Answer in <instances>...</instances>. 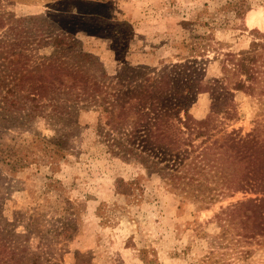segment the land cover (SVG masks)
Returning <instances> with one entry per match:
<instances>
[{
    "label": "rangeland",
    "instance_id": "1",
    "mask_svg": "<svg viewBox=\"0 0 264 264\" xmlns=\"http://www.w3.org/2000/svg\"><path fill=\"white\" fill-rule=\"evenodd\" d=\"M252 10L264 17V0H0V264H264V236L217 217L256 194L211 200L225 173L212 164L174 185L167 163L184 170L197 153L144 132L132 144L135 115L121 110L212 114L221 140L264 129V96L222 82L225 54L264 38ZM48 64L101 90L34 101L22 77Z\"/></svg>",
    "mask_w": 264,
    "mask_h": 264
},
{
    "label": "trees",
    "instance_id": "2",
    "mask_svg": "<svg viewBox=\"0 0 264 264\" xmlns=\"http://www.w3.org/2000/svg\"><path fill=\"white\" fill-rule=\"evenodd\" d=\"M4 27V21L0 17V29ZM223 63L222 82L229 85L233 77L238 79L232 84V89L243 91L250 95L264 96V38L255 39L247 50L239 53H226ZM45 73L38 75L27 74L22 77V83L27 86L29 98L37 100L48 92L69 85L73 88L98 92L101 87L97 81L86 77L79 72H71L61 66L48 64ZM68 76L70 81L64 79ZM164 80L165 86L170 81ZM21 83V84H22ZM166 87H163L165 90ZM129 110L133 117V126L130 132L132 144L142 134L147 133L146 138L151 139L152 146H159L167 150L190 151L197 153L196 160L192 161L189 168L183 170L178 167L179 160H171L166 169L168 179L174 185L181 186L188 178L190 184L195 181L199 171L198 164L207 166L212 164L216 172L225 169L223 176V189L217 193L216 189L211 195V200L218 199L220 194L233 196L237 192L254 193L256 197L229 205L217 215L220 223L232 224L237 219L246 228L244 237L257 238L264 236V129L256 127L246 135L233 130L224 139L214 138V132L208 127L212 121V114L206 119H197L189 110L184 117H177L173 111H163L159 107H121V110ZM125 112V111H124ZM152 113L154 117H152ZM230 115V109L226 111ZM227 115V118L230 116ZM176 118V119H175ZM154 119V122L151 121ZM200 140V143L195 142ZM133 151V149H132ZM197 158L200 161H197ZM181 162V161H180ZM220 167V168H219ZM201 172V171H200ZM227 191H229L227 193ZM248 220H251L248 222ZM0 251L3 249L0 246ZM12 252V251H11ZM17 262H19L17 260Z\"/></svg>",
    "mask_w": 264,
    "mask_h": 264
},
{
    "label": "bare ground",
    "instance_id": "3",
    "mask_svg": "<svg viewBox=\"0 0 264 264\" xmlns=\"http://www.w3.org/2000/svg\"><path fill=\"white\" fill-rule=\"evenodd\" d=\"M248 25L253 27L255 25L264 26V17H262L259 10H252L248 15Z\"/></svg>",
    "mask_w": 264,
    "mask_h": 264
}]
</instances>
